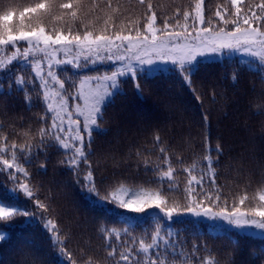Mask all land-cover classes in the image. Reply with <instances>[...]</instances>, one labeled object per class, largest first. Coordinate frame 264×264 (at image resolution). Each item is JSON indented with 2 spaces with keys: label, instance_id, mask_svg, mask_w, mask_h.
Here are the masks:
<instances>
[{
  "label": "trees",
  "instance_id": "16d2710c",
  "mask_svg": "<svg viewBox=\"0 0 264 264\" xmlns=\"http://www.w3.org/2000/svg\"><path fill=\"white\" fill-rule=\"evenodd\" d=\"M36 2L39 0H0V12L12 7L18 16L20 10ZM261 2L264 0H241L237 7L242 12L252 7L259 13L255 5ZM196 3L197 0H79V5L74 4L72 9L77 12L75 20L70 15L61 20L45 18L43 26L47 31L57 28L66 33L70 28L82 32L87 25L94 34L107 29L109 33L135 35L137 28L144 32L148 16L155 13V27L163 28L167 20L172 26L169 30H179L176 18L184 24L183 12L188 11V23L192 22ZM201 7L205 23L223 25L217 11L225 19L234 18L231 0H203ZM28 22L26 16V26ZM226 27L231 29L233 25ZM198 61L190 85L170 67L150 75L144 70L135 82L131 77L121 80L120 92L107 103L102 120L97 122L98 130L92 133L88 164L99 198L87 190L84 176L88 166L81 163L73 171L63 163L69 156L51 137L37 151L39 129L47 127L41 120L46 105L41 84L31 67L15 63L2 72L0 148L8 151L0 155L11 161V145H17L16 163L28 172L26 182L34 196L49 206L45 216L57 225L59 243L54 245L52 234L39 218L0 220V235L4 236L0 240V264H69L68 258L60 254L61 247L72 254L76 264H126L120 255L127 254L129 248L133 264H143L146 254L139 252V241L151 243L157 228L161 237L175 246L176 254H169L166 264H204L209 259L212 264H264V237L190 218L174 217L167 221L154 208L146 210V214H136L112 203H100L106 194L121 187L155 192L174 183L176 187L163 194L168 206L175 203L182 208L188 202L184 189L190 179L183 169L198 162L193 175L199 178L206 149H215L217 145L222 146L223 154L214 165L215 185L210 186L205 177V191H211L213 199L218 193L220 203L226 200L229 208L247 196L245 204L240 205L242 211L260 203L258 197L264 194V68L245 55L199 57ZM112 69L113 65L101 64L83 69L62 67L57 73L67 92L73 94L82 76H101ZM17 78L25 81L22 88L17 87ZM135 83H139L141 92H137ZM70 84L73 86L69 87ZM20 145L31 146L27 152L30 162L20 152ZM162 148L166 152L162 153ZM165 154L175 172L171 182L165 180L161 185L156 169L166 170L161 159ZM177 159L184 163H177ZM2 167L0 201L34 207L22 192L10 191L18 185L10 182L9 170ZM17 175L24 181L22 174ZM193 244L198 251L193 252ZM111 248L116 249V254L110 257Z\"/></svg>",
  "mask_w": 264,
  "mask_h": 264
},
{
  "label": "snow or ice",
  "instance_id": "6c2138e0",
  "mask_svg": "<svg viewBox=\"0 0 264 264\" xmlns=\"http://www.w3.org/2000/svg\"><path fill=\"white\" fill-rule=\"evenodd\" d=\"M202 2L203 0H197L195 16L191 17L193 23H188L190 19L188 11L183 12L184 24L181 25L179 18H176V26L179 30H169L172 26L167 20L164 21L163 28L154 27L156 15L152 13L144 25V32L137 28L135 35H125L122 34V31L109 33L107 29H101L94 34L87 25L84 26L82 32H74L71 28L66 33L57 28H53L51 31L46 30L43 26L45 18L61 20L70 15L75 20L77 12L72 9L74 4L79 5V0H69V2L39 0L34 5L20 10L18 16L12 7L0 12V52H4L5 49L11 50V55L7 58V65L17 61L25 66H30L35 78L41 82L43 102L46 105V111L41 120L47 124V127L39 129L40 139L37 151L51 137L65 150V155L69 156L63 163L73 171L78 169L81 163L88 166L84 180L87 182L89 193L95 194L97 198L100 194L88 164L92 133L98 130L97 122L102 120L103 109L107 103L120 92L122 78L131 77L135 82L138 80L139 74L144 71V66H150L151 70H155L158 62L171 63L177 74L187 85H190L199 57L226 55L233 52L256 59L264 68V2L255 5V8L259 9L258 13L252 7H249L246 12H242L241 7H237L241 0H231L235 8L234 18L225 19L221 16L220 11L215 13L223 21L221 26L214 25L211 21L205 23L202 15ZM149 9H151V5H149ZM26 16L29 17L27 26L25 25ZM14 18H17L15 22ZM195 21H199V25L204 26H198ZM229 23L233 25L231 29L226 27ZM37 53L41 54L39 59L35 58ZM61 54L63 55L61 56ZM81 60L93 64L107 60L118 64V67L110 74L105 73L102 76L81 79L78 90L72 95L64 88L65 82L60 79L57 71L63 65L79 68ZM5 67V61L0 60V69ZM15 83L18 88H22L25 81L22 78H17ZM56 85H59V90L56 89ZM72 86L69 85V87ZM135 88L137 92L142 91L139 83H135ZM70 100L73 102L71 105ZM204 119L206 122L207 116ZM4 139L6 140L7 137ZM156 139L159 140V137ZM30 148V145L19 146L20 152L25 153L26 162H30L27 160V152ZM16 150L17 145L13 143L11 145L12 160L0 155V163L9 170L10 182L18 185V188L10 189V191L15 194L22 192L28 200L33 201L34 207H18L0 201V220L7 221L20 216L28 220L39 218V221L43 222L45 230L52 234L50 239L55 245L59 243L57 225L46 218L45 213L50 211L49 206L34 196L33 190L26 182L29 174L24 167L16 163ZM6 151H8L7 148H0V153ZM160 151L166 152L163 148ZM213 153H215V158ZM222 154L221 145H217L215 149H206V154L202 157L199 178L193 175V170L197 167L198 162L194 161L191 166L183 169L190 179L184 189L188 202L182 208L175 203L171 207L168 206L163 194L164 191H171L175 188L174 183H169L167 189L161 187L155 192L130 191L121 187L118 191L113 190L110 194H106L100 203H112L119 208L126 209L129 213L136 214H146L148 209H158L169 221L174 218V214L177 219L183 214H191L196 217L225 221L230 226L242 230L264 231V194L259 195L260 203L258 205L242 211L240 205L245 204L247 196L241 197L238 203L234 202L229 208L226 200L223 204L220 203L218 193L213 199L212 192L205 191V177L208 178L207 183L210 186L215 185L214 165L218 163V157ZM161 159L167 165L166 170L156 169L159 173V182L162 185L165 180L169 182L173 180L175 170L168 155H163ZM176 162L184 163L180 159H177ZM41 167L43 168L44 165ZM17 174H22L24 181H21ZM197 189H199V199H197ZM119 193H123V195ZM155 219L159 220L160 218ZM105 231L114 230L105 229ZM168 234L171 236L170 229ZM117 238H119V233H117ZM2 239L4 236L0 235V240ZM151 241L147 244L144 240L139 241V252L146 254L143 264H166L169 254L175 256L174 243L161 237L159 228L151 237ZM192 247L193 252L199 250L195 244ZM150 252L151 255H147ZM60 254L68 258L69 264H76L72 254L66 252L63 247H61ZM115 254V248L108 251L110 257ZM133 258L131 248L128 249L127 254L120 255V260L126 264H133ZM137 264L140 262L137 261ZM204 264H212V260H205Z\"/></svg>",
  "mask_w": 264,
  "mask_h": 264
},
{
  "label": "rangeland",
  "instance_id": "374dc122",
  "mask_svg": "<svg viewBox=\"0 0 264 264\" xmlns=\"http://www.w3.org/2000/svg\"><path fill=\"white\" fill-rule=\"evenodd\" d=\"M194 16H195V11H194ZM193 23V20L192 22H190L189 24ZM195 23H197L198 26L199 25V21H195ZM155 27V26H154ZM159 35V33H158ZM11 55V50L10 49H5L4 52H0V60H3L5 61V64H6V67L4 69H0V79L3 78L2 76V72H4L5 70H7L9 68L10 65H7V58L8 56ZM63 54H61L62 56ZM226 55H241V54H238V53H229V54H226ZM222 56H225V55H209V56H206V57H203L205 59H217V58H221ZM41 57V54L37 53L35 55V58L39 59ZM249 57V56H248ZM30 59H32L30 57ZM15 63H19L17 61H14L11 65L15 64ZM47 62L45 61V64ZM21 64V63H20ZM103 64L104 66H108V65H113V69L112 70H115L116 67H118V64H114V63H111L107 60H104L103 62H97L95 64L93 63H90V62H84L83 60H81V66L80 68H90V67H94V66H97V65H101ZM24 65V64H22ZM62 67H73L71 65H63V66H60V68ZM168 67L170 68H174V66L171 64V63H160L158 62L157 65H156V68L155 70H151L150 66H144V70L146 72V74H153L159 70H162V71H165ZM74 69H78L76 67H73ZM111 70V71H112ZM45 71H47V69L45 68ZM111 73V72H110ZM108 73V74H110ZM34 74V73H33ZM58 74V73H57ZM102 76V75H101ZM85 77H95V76H82L81 79L85 78ZM123 79V78H122ZM38 80V79H37ZM39 81V80H38ZM40 82V81H39ZM80 82V81H79ZM41 84V82H40ZM50 84H51V81H50ZM57 90H59V85H56L55 86ZM79 88V83L77 84V87H76V90L74 91V93L72 95H74L76 93V91L78 90ZM1 86H0V90H1ZM43 91V90H42ZM70 105L73 103L71 100L69 101ZM82 103V102H81ZM82 119V118H81ZM0 165H2V163H0ZM4 170H7L6 168H4V166L2 167ZM155 211H157L158 213L159 210L158 209H154ZM161 215H163L162 213H160ZM175 217V215H174ZM179 218H190V219H193L195 221H204V222H207L209 224H212V225H219V226H223V227H226V228H229V229H232V230H235L239 233H242V234H247V235H252V236H257V237H264V231H261V230H256V229H246V230H242V229H238L234 226H230L227 222L225 221H217V220H212V219H208V218H205V217H196L194 215H191V214H183L181 215ZM165 219L167 221H169L166 217Z\"/></svg>",
  "mask_w": 264,
  "mask_h": 264
}]
</instances>
